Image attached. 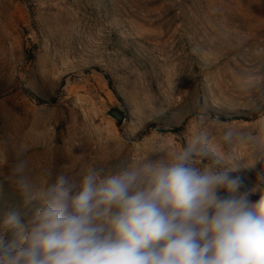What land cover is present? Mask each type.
Returning <instances> with one entry per match:
<instances>
[{
	"label": "rangeland",
	"instance_id": "rangeland-1",
	"mask_svg": "<svg viewBox=\"0 0 264 264\" xmlns=\"http://www.w3.org/2000/svg\"><path fill=\"white\" fill-rule=\"evenodd\" d=\"M249 73L256 85L243 91ZM258 109L264 0H0V221L26 223L38 206L5 179L18 154L41 182L175 151L200 126L249 129ZM260 171L234 173L241 191L264 187Z\"/></svg>",
	"mask_w": 264,
	"mask_h": 264
},
{
	"label": "clouds",
	"instance_id": "clouds-1",
	"mask_svg": "<svg viewBox=\"0 0 264 264\" xmlns=\"http://www.w3.org/2000/svg\"><path fill=\"white\" fill-rule=\"evenodd\" d=\"M241 81L251 91L256 76ZM258 111L249 129L217 137L200 126L175 151L161 145L75 175L47 171L41 182L18 154L5 179L38 206L26 223L15 212L0 221V264H264V187L241 191L234 175L260 163L264 180ZM237 143L246 156L232 150Z\"/></svg>",
	"mask_w": 264,
	"mask_h": 264
},
{
	"label": "water",
	"instance_id": "water-1",
	"mask_svg": "<svg viewBox=\"0 0 264 264\" xmlns=\"http://www.w3.org/2000/svg\"><path fill=\"white\" fill-rule=\"evenodd\" d=\"M108 115L113 118L115 121H119L121 118V114L117 110H111L108 112Z\"/></svg>",
	"mask_w": 264,
	"mask_h": 264
}]
</instances>
